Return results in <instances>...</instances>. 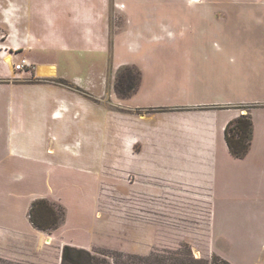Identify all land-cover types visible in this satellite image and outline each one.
<instances>
[{
  "label": "rangeland",
  "instance_id": "374dc122",
  "mask_svg": "<svg viewBox=\"0 0 264 264\" xmlns=\"http://www.w3.org/2000/svg\"><path fill=\"white\" fill-rule=\"evenodd\" d=\"M25 87L69 113L30 162L8 146L36 114L17 108ZM248 111L249 154L221 151L215 173L206 154L144 145L175 117ZM36 199L65 209L51 235L29 223ZM0 209V264H61L67 245L110 264H264V0H0Z\"/></svg>",
  "mask_w": 264,
  "mask_h": 264
},
{
  "label": "crops",
  "instance_id": "0c3cea01",
  "mask_svg": "<svg viewBox=\"0 0 264 264\" xmlns=\"http://www.w3.org/2000/svg\"><path fill=\"white\" fill-rule=\"evenodd\" d=\"M22 61H26L29 65V61L27 59H24ZM21 61V62H22ZM57 69V68H56ZM49 87V86H48ZM48 87H30V88H23V92L27 91L29 94V98H26V100L21 101V102H15L18 104L17 108L23 112L25 108H20L21 105H24L25 107H30V111L35 110L36 114L31 117V115H17L16 116V121H17V127L13 128V130L10 132L8 136V146L10 148V151L14 157V159L18 160H25V161H32L35 159V156L32 154L31 149L32 146L37 145L44 147L46 149L47 153L53 154L54 151L47 149L45 147V144H47V136L46 134L43 136V131L46 130V120H62L65 118V116L69 115V113H61V117H49V115L53 112L54 113V108L52 107L51 102L54 101L57 97H49L45 99H38L34 98L32 96V93H41V91L38 92L40 89H45ZM52 88V87H51ZM28 102V103H27ZM214 102V101H213ZM219 103H224L226 104L225 100H218L214 102V104H219ZM50 106L51 108H46L42 107L43 105ZM252 114V113H251ZM212 115V114H210ZM202 116L201 118H197L193 123V126H191L189 129H182L183 127V122L180 118H176L174 122L173 127L171 126H166L169 130L164 129V131H158L154 133L152 138L144 136V145H147L149 141L154 142V147H161L160 150H167L169 147H173L172 151L174 152H193V153H201V154H206L202 156V158H206L207 160L211 161V164H208V169H212L213 172L215 173L216 168L219 165V155L220 152H224L226 154V150L228 154L230 155L228 151V147L226 144L225 140V128L228 125L229 122L226 123V112L220 114V113H214L213 115H219L220 117V122L218 121H213L210 120L208 121L205 119L206 117L210 116ZM242 115V114H241ZM241 115H233L232 120H235L236 118L240 117ZM31 117V118H30ZM253 117V114H252ZM132 119V117H131ZM133 120V119H132ZM230 121V122H231ZM254 121V119H253ZM134 125L136 126L134 120H133ZM144 125V124H143ZM49 128V127H48ZM147 128V125H144V129ZM41 129V130H39ZM137 128H133L135 130ZM128 131H133L129 130ZM164 132V134H163ZM254 134H255V125H254ZM176 138H180L182 140L181 144L177 143L175 140ZM152 139V140H151ZM254 139V138H253ZM184 140V141H183ZM183 142L185 146H187V149L184 151L181 146H183ZM42 145V146H41ZM70 145V144H69ZM81 145V144H80ZM157 145V146H155ZM192 147V148H189ZM49 148V147H48ZM232 158V156L230 155ZM234 159V158H233ZM235 160V159H234ZM38 161V160H36ZM215 170V171H214ZM209 177L212 176V174H208ZM33 203V202H32ZM31 203V205H32ZM30 205V208H31ZM29 208V211H30ZM6 213L5 210L0 209V214ZM28 220H29V214H28ZM30 223V220H29ZM13 224V223H11ZM32 225V224H31ZM38 231V230H37ZM40 232V231H38ZM42 233V232H40ZM46 234V233H43ZM1 235V233H0ZM48 235V234H47ZM0 256L5 257L2 253H0ZM6 258V257H5ZM8 259V258H6ZM18 260V259H17ZM9 261V260H8Z\"/></svg>",
  "mask_w": 264,
  "mask_h": 264
},
{
  "label": "trees",
  "instance_id": "16d2710c",
  "mask_svg": "<svg viewBox=\"0 0 264 264\" xmlns=\"http://www.w3.org/2000/svg\"><path fill=\"white\" fill-rule=\"evenodd\" d=\"M136 91L133 86L129 93L119 92L122 98H129ZM253 107V106H252ZM247 107V108H252ZM244 108V107H242ZM254 138V121L250 111L228 123L225 128V140L228 151L235 160H244L250 152ZM63 206L47 199L33 201L29 220L32 226L48 235L58 230L66 221ZM61 264H110L105 258L93 255L86 249L67 245L62 250ZM211 264H231L219 256L213 257Z\"/></svg>",
  "mask_w": 264,
  "mask_h": 264
},
{
  "label": "built area",
  "instance_id": "2783aa9c",
  "mask_svg": "<svg viewBox=\"0 0 264 264\" xmlns=\"http://www.w3.org/2000/svg\"><path fill=\"white\" fill-rule=\"evenodd\" d=\"M26 67H29V64L26 61H22L21 64L15 66L17 71H23L26 69Z\"/></svg>",
  "mask_w": 264,
  "mask_h": 264
}]
</instances>
